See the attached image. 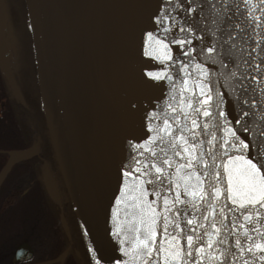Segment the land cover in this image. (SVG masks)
I'll return each mask as SVG.
<instances>
[{"label": "snow or ice", "instance_id": "1", "mask_svg": "<svg viewBox=\"0 0 264 264\" xmlns=\"http://www.w3.org/2000/svg\"><path fill=\"white\" fill-rule=\"evenodd\" d=\"M145 8L143 55L165 67L121 93L125 124L141 126L108 175L122 256L109 264H264V0ZM93 223L84 217L83 236Z\"/></svg>", "mask_w": 264, "mask_h": 264}, {"label": "water", "instance_id": "2", "mask_svg": "<svg viewBox=\"0 0 264 264\" xmlns=\"http://www.w3.org/2000/svg\"><path fill=\"white\" fill-rule=\"evenodd\" d=\"M145 3L25 0L29 23L34 24L30 30L37 76L56 157L79 227L85 216L94 221L89 235H82L86 246L92 242L97 249L95 257L88 251L93 264L96 259L109 264L110 258H122L114 251L109 231L116 183L108 182V175L120 159L114 144L117 121L122 124L121 135L131 139L135 124H125L121 93L132 87L137 76L152 80L147 73L165 67L154 57L143 55L146 36L138 24L146 12ZM4 17L6 25L7 8ZM177 47L172 46L173 54ZM6 52L0 31L1 60ZM23 157V152L12 153L0 181ZM49 188L52 190L51 185Z\"/></svg>", "mask_w": 264, "mask_h": 264}, {"label": "flooded vegetation", "instance_id": "3", "mask_svg": "<svg viewBox=\"0 0 264 264\" xmlns=\"http://www.w3.org/2000/svg\"><path fill=\"white\" fill-rule=\"evenodd\" d=\"M6 3L0 175L13 152L25 157L0 181V264H93L49 133L25 1Z\"/></svg>", "mask_w": 264, "mask_h": 264}, {"label": "bare ground", "instance_id": "4", "mask_svg": "<svg viewBox=\"0 0 264 264\" xmlns=\"http://www.w3.org/2000/svg\"><path fill=\"white\" fill-rule=\"evenodd\" d=\"M4 2H5V5H6V8H8V5H7V3H6V0H4ZM9 24H10V21H9ZM117 126H118V128H117V135H116V137H115V150H116V152H119V153H121L122 154V152H124V150H125V143H124V136L123 135H121L122 134V132L123 131H121L120 132V129H121V122H119V121H117ZM128 139H131L130 137H128ZM123 157V155L121 156V158Z\"/></svg>", "mask_w": 264, "mask_h": 264}, {"label": "rangeland", "instance_id": "5", "mask_svg": "<svg viewBox=\"0 0 264 264\" xmlns=\"http://www.w3.org/2000/svg\"><path fill=\"white\" fill-rule=\"evenodd\" d=\"M140 126H141V121H140L139 119H137V121L135 122V131H136V129L139 128ZM141 138H144V137H141ZM132 139H137V137L134 135V136L132 137ZM125 151H126V147H125L124 152H122V154L119 153L120 158H121L122 155H124Z\"/></svg>", "mask_w": 264, "mask_h": 264}]
</instances>
